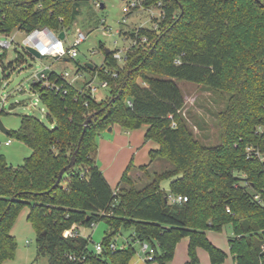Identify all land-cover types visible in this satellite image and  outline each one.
I'll return each instance as SVG.
<instances>
[{
    "label": "trees",
    "instance_id": "16d2710c",
    "mask_svg": "<svg viewBox=\"0 0 264 264\" xmlns=\"http://www.w3.org/2000/svg\"><path fill=\"white\" fill-rule=\"evenodd\" d=\"M80 2L0 0V35L44 27L63 31L74 23ZM159 2L164 17L157 30L124 33L149 41L131 46L124 66L110 51L101 67L78 69L107 83L108 98L97 99L90 82L78 89L55 74L60 90L32 86L52 125L25 115L19 130L8 134L33 152L20 167L0 157V264L16 255L11 232L25 207L38 235V256L49 264H130L135 242L155 249L154 262L169 264L185 238L187 264H200L198 249L211 264H223L227 253L208 232L227 225L233 229L235 263L264 264V0H145L144 6ZM178 82L229 95L217 114L219 145L206 146L195 137ZM115 125L125 131L147 125L145 141L158 144L149 164L139 168L149 180L142 188L131 177V163L113 189L91 156L99 136ZM73 158L74 167L54 188ZM159 160L172 168L151 175L149 167ZM165 181L169 193L162 189ZM170 194L188 200L173 204ZM100 222L109 229L101 253L91 249V237H64L74 226L77 232ZM124 230L133 234L112 252L111 243Z\"/></svg>",
    "mask_w": 264,
    "mask_h": 264
},
{
    "label": "rangeland",
    "instance_id": "374dc122",
    "mask_svg": "<svg viewBox=\"0 0 264 264\" xmlns=\"http://www.w3.org/2000/svg\"><path fill=\"white\" fill-rule=\"evenodd\" d=\"M99 2L104 5V8L96 7L93 0H81L79 14L74 23L58 32V35L62 32L66 34L64 46L67 50L74 45L80 32L86 35V40L77 47L78 57L75 60L55 61L52 58H33L24 48L27 34L17 30L10 36V38L15 39L13 46L8 50L0 49V74L5 77L0 91L2 99L0 103V120L8 131L15 132L19 130L21 118L25 115H33L44 124L52 125L47 117L48 110L40 101L39 95L32 91L33 75L42 71L45 67H51L56 71L69 72L71 74L70 80H72L77 70L85 67L88 63L101 67L104 64L106 50L116 51L121 57L125 58L132 42L126 38L124 33L131 32L139 27L151 28L153 26L152 21L155 22L159 14V9H155L153 6H151V11L141 8L128 14L125 11L127 6L125 0H99ZM118 62L120 66L125 64V61ZM105 67L108 69V66ZM81 74H83L82 77L72 83L74 87L81 89L86 83L90 82V87L95 89L94 96L97 99L110 96V90L102 87V82L98 78H93L84 70ZM178 86L186 100V108L183 114L195 137L206 146L219 145L221 136L217 114L225 109L229 95L214 93L199 84L189 82H178ZM109 135V133L105 134L106 137H109ZM8 140H11V144L6 146L5 143ZM32 152V149L23 141L0 130V157L3 156L8 164L20 167L24 164L25 159L32 155ZM91 156L96 158V155L92 154ZM170 168L172 166L168 161L159 160L149 167L148 172L153 175L155 172H162ZM131 172V177L139 188L149 183L145 171L134 168ZM162 189L169 193L170 182H163ZM29 211L30 208L25 207L16 220L11 232L17 240L16 255L3 264H49L47 257L38 256V235L27 219ZM108 231L105 222H100L93 228L80 229L83 236L91 237V249H94L95 244L102 243L106 239ZM132 234V230H124L115 237L114 240L118 248L124 247ZM208 236L213 242L217 243L218 247L221 246L220 248L224 251L226 249L227 259L225 261L229 259L233 264L229 249V240L234 236L232 226L227 225L222 232L209 231ZM133 246L136 254L131 264L141 261L140 257L143 256L141 254V243L135 242ZM142 263L147 264L144 261ZM200 264H204V262Z\"/></svg>",
    "mask_w": 264,
    "mask_h": 264
},
{
    "label": "built area",
    "instance_id": "2783aa9c",
    "mask_svg": "<svg viewBox=\"0 0 264 264\" xmlns=\"http://www.w3.org/2000/svg\"><path fill=\"white\" fill-rule=\"evenodd\" d=\"M93 1H94V4L96 7L99 8L102 6V4L99 2V0H93ZM125 1L127 3L125 11L128 14H131L132 12H135L136 10H139L141 8L146 9V10H150V11L152 10L151 6L150 7L144 6L145 0H125ZM153 7L155 9H159V14L157 17V19H159V20L155 19V22L152 21L153 22V26H152L153 28L151 27V29L157 30L159 28V22L164 17L163 11L161 9L162 3L159 2L157 6H153ZM156 21H158V22H156ZM139 28H145V27H139ZM139 28H137L135 30L137 31ZM26 34H27V38L24 41L25 50L27 48H32L33 50L37 51L44 58H52L55 61H62V60L64 61L65 59L75 60L78 57L77 47L82 42H84L86 40V35L83 34L82 32H80L78 35V38L75 40L74 45L70 49L67 50L64 46V40L59 38V35L56 31H54L48 27L39 28V29L34 30L31 33H26ZM10 36L11 35H0V49L8 50L13 46L15 39L10 38ZM129 40H131V42H132L131 46L137 45V44L142 46V45L149 42L146 37H143L139 42H137L136 39H129ZM113 56H114L115 60L120 61V62L124 61V59H125V58L121 57L120 54L116 51H114ZM33 58H35V57H33ZM179 63H180V60H176V64H179ZM52 74L57 75V77L62 78L64 81L68 82L71 85L73 82H75L77 79H79L81 77V73H79L78 70L75 73L73 79L70 80L71 74L69 72H59V71L53 70L51 67H45L42 71L33 75L32 86L35 84H41V85L46 86V87L56 88V89L60 90L61 87L58 86L56 83V80H54L52 78ZM107 86H108L107 83H102V87L107 88ZM90 88H91L92 93L94 95L95 89H92V87H90ZM10 144H11V140H8L5 143V145H10ZM247 150L250 151L251 148H248ZM187 200H188L187 197L182 196V195L170 194L168 196V201L170 203H173V204L187 202ZM95 226L96 225H93V227H95ZM77 235H79V233L74 231V227L70 230H67L64 233L65 238L73 237V236H77ZM91 243H92V239H91ZM93 248H94L93 250L97 253H101L104 250L102 243L95 244ZM118 249L119 248H118L116 242L111 243L110 250L112 252H116ZM141 253L144 255V258L147 262L152 263L155 261V249L153 247H151L148 243H141ZM70 259L76 260V258H74V257H70Z\"/></svg>",
    "mask_w": 264,
    "mask_h": 264
},
{
    "label": "crops",
    "instance_id": "0c3cea01",
    "mask_svg": "<svg viewBox=\"0 0 264 264\" xmlns=\"http://www.w3.org/2000/svg\"><path fill=\"white\" fill-rule=\"evenodd\" d=\"M82 75L83 74H81V77ZM111 128H112L111 131H109L108 129L99 136L98 150L96 153L95 160L97 165L102 170L110 186L113 189H116L124 172L131 163L133 164L135 169H138L144 165L149 164L150 162L149 152L152 149H157L158 144L152 141L150 142L145 141V133L148 129L147 125H144L142 128L134 131H125L119 125H115ZM108 133L112 136L109 135V137H106L105 134ZM76 229L77 232L81 236H83L82 233L80 232V229H84V227H77ZM208 238L216 247H218L217 243L213 242L209 236ZM188 247H189V240L188 238H185L177 245L175 257L173 261L169 264H187L189 262ZM220 247L221 246H219L218 248ZM205 252L206 251L203 249H198V256L200 259V263L204 262V264H211L210 257L208 253ZM140 260L141 261L134 262L133 264H143L142 261H144L147 264L157 263V262H152V263L147 262L144 258V255L140 257ZM227 261H225L223 264H231L229 259ZM232 262L233 264H236L233 256H232Z\"/></svg>",
    "mask_w": 264,
    "mask_h": 264
},
{
    "label": "water",
    "instance_id": "95a60500",
    "mask_svg": "<svg viewBox=\"0 0 264 264\" xmlns=\"http://www.w3.org/2000/svg\"><path fill=\"white\" fill-rule=\"evenodd\" d=\"M37 1H41V0H37ZM101 7L104 8V5H102ZM59 38L62 39V40H64V38H65V33L62 32L61 34H59ZM26 51L29 52L33 57H35V58H37V59H43V58H44L43 56H41L37 51L33 50L32 48H27ZM109 52H110L109 50H106V54H108ZM65 61H70V59H65ZM86 66L89 67V69H93V68H94V65H93L92 63H88ZM3 83H4V79H3V77H2L1 74H0V91H1V88H2V86H3ZM1 102H2V99H1V96H0V103H1ZM89 121H90V120H88V121L86 122V124H85V131H86V129H87V126H88V124H89ZM0 130H1L3 133H5V134H9V133H10V131H8V130L4 127L3 123L1 122V120H0ZM111 130H112V128H109V131H111ZM82 138H83V136H82ZM74 165H75V158L72 159V162H71L67 167H65L64 169L61 170V172H60V174H59V177H58V180H57V182H56L54 188H56V187L61 183V181H62L63 176L65 175V173H66L67 171H69L70 169H72V168L74 167Z\"/></svg>",
    "mask_w": 264,
    "mask_h": 264
}]
</instances>
